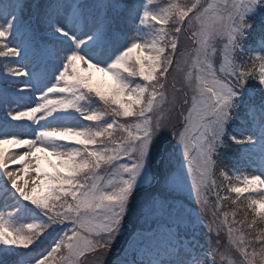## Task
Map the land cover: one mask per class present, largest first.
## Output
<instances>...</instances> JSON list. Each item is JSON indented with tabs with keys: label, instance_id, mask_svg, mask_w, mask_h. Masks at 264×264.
Here are the masks:
<instances>
[{
	"label": "snow or ice",
	"instance_id": "obj_1",
	"mask_svg": "<svg viewBox=\"0 0 264 264\" xmlns=\"http://www.w3.org/2000/svg\"><path fill=\"white\" fill-rule=\"evenodd\" d=\"M0 264H264V0H0Z\"/></svg>",
	"mask_w": 264,
	"mask_h": 264
},
{
	"label": "rangeland",
	"instance_id": "obj_2",
	"mask_svg": "<svg viewBox=\"0 0 264 264\" xmlns=\"http://www.w3.org/2000/svg\"><path fill=\"white\" fill-rule=\"evenodd\" d=\"M8 146L6 145L5 148ZM141 204V197H137V200L133 203L132 205V211L130 212L129 216L127 217V222H126V227H125V236L123 239H121L120 243L117 246V249L114 250L113 252V257L116 254L117 251H119L120 248L123 247L125 240L130 237L129 235L135 230L139 225H138V216H139V208ZM193 206L195 207V202L192 203ZM31 217L29 216H22V215H17V217L14 219V223L17 226H21L24 224H27L31 222ZM112 257V258H113Z\"/></svg>",
	"mask_w": 264,
	"mask_h": 264
}]
</instances>
